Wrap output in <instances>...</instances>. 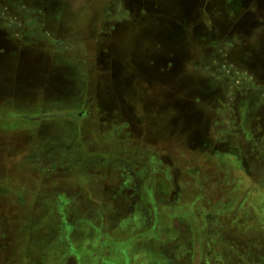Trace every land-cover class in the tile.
<instances>
[{"label": "rangeland", "instance_id": "obj_1", "mask_svg": "<svg viewBox=\"0 0 264 264\" xmlns=\"http://www.w3.org/2000/svg\"><path fill=\"white\" fill-rule=\"evenodd\" d=\"M113 2L0 0V264H264V28H223L264 0L222 1V63L176 28L190 58L165 122L155 95L91 100L113 25L136 40L126 74L161 71L156 17Z\"/></svg>", "mask_w": 264, "mask_h": 264}, {"label": "flooded vegetation", "instance_id": "obj_2", "mask_svg": "<svg viewBox=\"0 0 264 264\" xmlns=\"http://www.w3.org/2000/svg\"><path fill=\"white\" fill-rule=\"evenodd\" d=\"M222 1L223 0H135L136 4H131L127 3L126 0H114L112 4L113 9H110L111 7L108 9L118 14V16L135 15L139 16L140 20H145L146 17H156L155 20L157 25L156 30L153 32V37L156 38L154 42L155 46L159 48L160 56L158 59V67L161 71L155 74H150L146 71L139 73L130 72L126 74L125 65L122 64L123 61L121 59L117 58L119 57L117 55H120L117 53H122L123 55L125 53L128 54V51H131V47L137 45L136 40L131 38V31H127L126 33L123 31L119 32L117 26L113 25L112 30L106 33V35L108 34L106 42L109 45L110 55H102V58L95 60L99 72L98 75L91 80V83H93V87L89 90L92 94L91 100H93L94 96L96 106L98 107V97L100 98L104 92L110 90L117 94L127 93L132 101L145 99L149 101L150 98L154 99L152 96L155 95L157 98V100L155 99L156 102H159H157V106L160 108L161 122L167 121L166 118L171 117L174 113V108H172L170 103L177 99L176 95L179 93L183 94L184 91L182 88L183 84H180L178 81L179 79L174 75L179 66H183V62L186 63L190 58V51L184 53V51H179L175 48L173 44L175 40L173 41L172 39L174 37V31L177 30L176 28H184L185 41L189 45L188 49L191 50L196 48L199 51L200 60L197 59L198 64L202 62V59L208 63L210 60H212L213 63H222V56L226 55V53L222 51ZM237 2L238 0H231V4L235 5ZM214 3L215 6H213ZM235 12L237 13V11ZM244 16L245 14L243 17L238 14L233 15V17L231 16L228 20L230 23H225L223 28L228 32H236L242 29L239 25L243 23L246 29H253L255 32L254 35H256L259 29L264 28V19L262 20L255 17L250 18L249 15L244 18ZM167 17H171V19L168 20ZM115 48H117V50H115ZM214 48L218 49L215 54L206 55L207 50ZM191 56L193 60L191 64L194 65L196 62L195 57L193 55ZM15 61L18 64V60ZM38 63L41 62L39 61ZM130 63L138 67L134 61H130ZM46 65L45 78H48L52 71L48 67L49 64L46 63ZM54 73L53 74L56 75V71H54ZM58 75L61 76L60 73H58ZM56 78L55 80H59L60 82L61 79ZM200 79L201 77L198 80L190 79L192 82L190 84L196 89L204 90L199 81ZM188 85L189 83H187V87L189 88ZM203 93L205 92L203 91ZM150 95L151 97L148 99L147 97ZM115 118L125 122V126L128 125L127 122H129V120L127 121L124 117L121 118L118 114L109 121L110 127ZM130 127L133 126H131L129 122V126H127L128 133H132V131L129 130ZM122 174H125V172L122 171ZM138 179L140 181L141 178L137 177V180ZM140 188L141 186L139 185L138 190L142 191V188ZM134 193H136V190ZM134 193L132 194L133 197L135 196Z\"/></svg>", "mask_w": 264, "mask_h": 264}]
</instances>
